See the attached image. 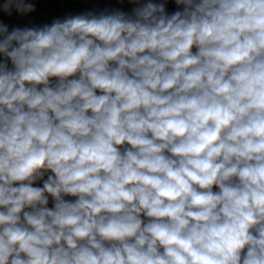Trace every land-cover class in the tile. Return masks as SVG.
Listing matches in <instances>:
<instances>
[{
    "label": "clouds",
    "instance_id": "9594fccd",
    "mask_svg": "<svg viewBox=\"0 0 264 264\" xmlns=\"http://www.w3.org/2000/svg\"><path fill=\"white\" fill-rule=\"evenodd\" d=\"M125 2L0 21V264H264V0Z\"/></svg>",
    "mask_w": 264,
    "mask_h": 264
},
{
    "label": "crops",
    "instance_id": "0c3cea01",
    "mask_svg": "<svg viewBox=\"0 0 264 264\" xmlns=\"http://www.w3.org/2000/svg\"><path fill=\"white\" fill-rule=\"evenodd\" d=\"M69 5L61 6L57 0H37L36 11L27 16H19L13 13L12 16L0 13V21L7 24L11 30L13 27L42 26L45 23H51L54 18H63L68 14L83 13L87 10L121 9L131 12L133 5L125 2L120 4L119 0H68ZM167 11L172 13L177 10L174 0H168ZM46 178V177H45ZM39 186H42L40 184ZM51 201L49 207H51Z\"/></svg>",
    "mask_w": 264,
    "mask_h": 264
},
{
    "label": "built area",
    "instance_id": "2783aa9c",
    "mask_svg": "<svg viewBox=\"0 0 264 264\" xmlns=\"http://www.w3.org/2000/svg\"><path fill=\"white\" fill-rule=\"evenodd\" d=\"M57 3L61 6H67L69 5V1L68 0H57Z\"/></svg>",
    "mask_w": 264,
    "mask_h": 264
}]
</instances>
